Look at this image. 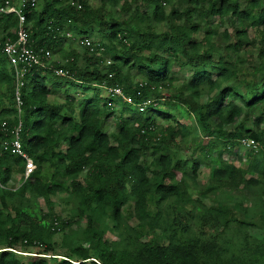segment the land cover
<instances>
[{
  "label": "trees",
  "instance_id": "trees-1",
  "mask_svg": "<svg viewBox=\"0 0 264 264\" xmlns=\"http://www.w3.org/2000/svg\"><path fill=\"white\" fill-rule=\"evenodd\" d=\"M102 1L94 9L86 0H42L39 9L29 0L22 4L28 44L41 57L42 67L24 75L19 117L11 67L1 50L6 38L13 39L17 20L13 14L0 15V264H21L17 253L7 250L18 246L52 251L54 234L63 240L79 237L87 246L70 247L63 241V259L34 257L25 264H264V3L247 0L240 9L235 0H182L189 7L165 14L160 4L165 0H141L140 14L135 5L131 16L115 21L103 4L116 6L121 0ZM149 5L150 16L145 12ZM119 9L130 8L122 1ZM194 10L196 20H191ZM227 15L238 26L223 50L237 54L254 46L248 71L246 60L230 63L219 54L214 57L217 48L211 38L217 33L207 18L220 24ZM148 17L166 25V31L155 32L145 23ZM92 27L101 40L83 45L89 53L83 66H76L73 52L62 64H45V52L58 48L63 30L83 40ZM245 27L254 29L257 42L247 37ZM201 29L196 41L193 35ZM220 37L227 41L230 36L224 29ZM100 55L110 59L104 71ZM123 66L135 72L137 82H128ZM174 66L189 72L178 87H173ZM65 86L79 87L86 95L76 103L65 95L59 102L57 92ZM99 87L118 89L131 104L119 96L102 98ZM159 89L173 92L161 97ZM147 100L137 114L134 106ZM115 116V132L105 133L104 122ZM176 117L193 118L202 138ZM156 119L169 124L158 127ZM18 122L20 150L34 170L10 190L7 183L22 175L24 165L1 144L9 142ZM241 139L258 147L248 148L244 167L222 161V152H230ZM179 143L190 151L188 159L178 156ZM203 159L211 168L207 182L198 187ZM217 192L230 203H203ZM243 192L252 195L241 199ZM58 195L72 204V220L49 213L50 197ZM38 198L47 213L35 203ZM128 206L136 221L132 227L122 220ZM81 219L83 228L69 229ZM102 220L113 224L117 242L103 238ZM237 246L248 259L225 257Z\"/></svg>",
  "mask_w": 264,
  "mask_h": 264
},
{
  "label": "rangeland",
  "instance_id": "rangeland-1",
  "mask_svg": "<svg viewBox=\"0 0 264 264\" xmlns=\"http://www.w3.org/2000/svg\"><path fill=\"white\" fill-rule=\"evenodd\" d=\"M8 1L10 2V5L18 7L21 4H23L26 0H8ZM29 1L35 4L36 9H39L42 6V0H29ZM122 1H125L128 4V6L130 8L128 12H123L122 10L119 9ZM235 2L239 5L240 9L246 8L247 0H235ZM86 3L89 5V7L94 9V8H97L100 5H102V3H104V2L102 0H86ZM263 3H264V0H261L260 1L261 6H263ZM160 4H161V6H163L165 14H168L172 10H175L177 12H181L183 9L189 7V5L186 4L182 0H165V2H161ZM135 5L139 6L137 14H140V10L142 9L141 0H121L116 4V6H110L106 3L103 4V6L106 8L109 16L112 17L115 21H121V20H124L127 17L131 16L130 14L135 10ZM151 10H152V5H149L145 9V12L150 16ZM190 16H191L190 17L191 20H196V10L191 12ZM145 23L148 26H150L151 28H153L155 32L166 31V25H164L163 23H155L150 19V17L146 18ZM207 24H208V26H210V28L214 27V29L216 30V33H217V35L215 37L211 38L213 44L217 48V53H214V57H216V54H219L222 57L224 56V59L229 61L230 63L235 62L236 58L246 60L247 62L244 63V67H245L244 69L246 71H248L249 66H250V63L248 62V60L249 61L251 60V58L249 57V54H252L254 56L256 53V50H254V46H252V48H246L242 52L240 51V53H237V54L226 52L223 50V48L228 43L233 42L232 35H233V30L238 26L237 21L233 17L227 15L226 17H224L222 19L220 24L218 23V19L208 17L207 18ZM244 26H246V25L244 24ZM202 29L193 35V38L196 41H198L200 39V37L202 35V31H203ZM224 29L226 30L227 34L230 36L227 41H222L221 37H220L221 31ZM245 29L247 32V37L249 39L252 38L253 41L257 42L258 36H256V32L254 31V29L248 28V27H245ZM59 35H61V37H64V40H62V42L59 43V46L56 50H54L50 54L49 53L47 54L48 56L45 60V64L55 63V62L62 64L65 62V59L63 57L65 55H67L68 53L73 52L74 54H77V56H78V59L76 61V66L77 67L83 66L85 59L87 57L86 54H89V53L85 52L83 45L89 44L91 46V45L96 44V42H98L99 40H101V34L94 27H92L89 36L83 40H80L78 37L73 36L72 33L65 31V30H63L61 32V34H59ZM144 55H146V54H144ZM100 59L102 60L100 67L104 71L107 69L108 62L110 63V59H109L108 55H100ZM172 70H173L174 74L176 73V75H177V79L175 80V84L173 85V87H178V86L187 82V80L189 78V72L188 71H186L185 69H178L176 66H174ZM122 72H123V74L126 75V78L128 79L129 83L137 82L139 79V77L135 74V72H133L132 69H129L126 66L122 67ZM241 76L242 75L239 74L238 79H240ZM99 88H101L100 90H101L102 98H106L108 95L107 89L104 87H99ZM80 91H81V89H79V87H73V86L62 87L57 92V96H58L57 101L62 102V100L64 99V96L69 95V96H73L75 98V103H76V101L81 100L84 97V95H86V94H82ZM63 92H65V93H63ZM172 92H173L172 89H159V93H160L161 97H166L168 94H170ZM199 99H200V102L205 101L204 93H202V95L200 96ZM156 102H158V100ZM111 107H113V109L116 111L118 109L117 105H115V104H112ZM134 110L137 114L142 113V112L137 111L135 108H134ZM176 118H177L176 120H178V122L180 124L190 126L193 134L198 135L200 139L202 138L201 133L199 132V128L195 124L193 118H190L187 120H182L178 117H176ZM115 121H116V116L109 118L104 122L105 133L110 134V133L115 132V130H116ZM155 123L157 124L158 127H165L169 124L168 122L162 121L160 119H156ZM225 129H227V128H225ZM218 149H220V148H218ZM256 149H252V150H256ZM247 150H248V148H246L244 146L242 147L240 145H236L231 149L230 152H228V153L222 152L220 159L222 161L227 162V163H232L234 165L244 167L243 161L246 158ZM176 152L178 153L179 157H182L184 159H186V158L188 159L189 156H191L190 151L185 147V145H182L181 143L178 144ZM212 155L214 156L215 153H213ZM193 157L199 158L198 156H193ZM237 159H241L242 161L240 162ZM190 161L191 160L188 161V166H190V164H191ZM210 168H211V166L209 164V161L207 159H203V161L200 163V166H199L198 171H197L196 182H197L198 187L203 186L205 184V182H207ZM22 175H13L12 179L7 183V188L10 190H14L17 186H19V184L23 180ZM27 178H29V177L27 176ZM66 185H67V183H65V186ZM223 195H224V193H221V192L211 194L209 196V200L205 199L203 201V203L205 205L209 206L210 204L215 202V199H217L218 201L223 199L227 203H230L227 200V197H225ZM251 195L252 194L249 195V193L243 192V193L239 194L238 196L241 199H246L249 196L251 197ZM65 198H66L65 195H58L56 197L51 196L50 197L51 210L49 211V213H52L54 216H57L60 220L70 221V220H72L70 218L74 214V212L71 210L72 204L69 201H67ZM242 202H243V206H248V202H246L245 200H242ZM35 203L38 205V207L44 213L48 212L45 204L43 203V201L40 198L36 199ZM254 217L251 219L252 221H255ZM122 220L124 221V224H126L129 227H132L136 224V221L132 217L131 208L129 206L127 207V210H125L123 212ZM84 224H85V220L81 219L78 221L77 224L73 223L69 229L72 231H75L76 227L83 228ZM99 227L104 229L103 238L105 240H107L108 242H117L118 237H117L116 232L113 229V224L111 222H105L102 220L99 222ZM253 232L257 233V234L259 233L257 230H253ZM249 233H250V231H249ZM80 239L81 238H79V237H70L67 240H63L60 234H54L50 239V242L53 244V250L48 252V253L41 251L42 250L41 247L25 248L22 246H18L14 249L17 252L16 256L21 261V264H25V262L28 258H34V257L56 258V260H60V259H63L64 256H66V249L64 248L63 241H65V244H68L70 247L86 248L87 244L84 243ZM1 250H3V249H0V251ZM230 256H234V257H238V258H244L245 260L248 259V255L243 254L241 251V247H238V246L235 247L234 249H231L230 251H228L226 253L225 257H230Z\"/></svg>",
  "mask_w": 264,
  "mask_h": 264
},
{
  "label": "built area",
  "instance_id": "built-area-1",
  "mask_svg": "<svg viewBox=\"0 0 264 264\" xmlns=\"http://www.w3.org/2000/svg\"><path fill=\"white\" fill-rule=\"evenodd\" d=\"M21 6L15 7L10 5V2L8 0H5V2L1 5L0 4V15L1 14H13L16 17L17 24L16 28L13 31V39L10 40L6 38L4 42L2 43V53L6 56L9 65L11 67V73H12V80L14 84V102H15V110H16V116L19 117L21 114L20 112V100H19V94L20 90L23 86V78L24 75L27 74L32 67L40 66L42 67L41 57L34 51H32L28 44V35L24 28V16L21 12ZM48 53L45 52V59L47 58ZM53 73L57 76H66V73L61 70H54ZM108 96H119L123 102L130 105V101L125 99L120 91L118 89H107ZM149 103V100L146 102H142V104L134 106V108L142 112L145 105ZM109 106V104H108ZM19 130H20V123L18 122L15 127H13L9 134L10 139L9 142H3L1 144L2 149H7V147L10 149V152L18 157H20L23 160V180L27 179V176H29L33 170L34 165L31 162V160L21 152L20 146H19ZM239 145L244 146L246 148L250 149H256V143L251 139H241L239 140ZM8 251H11L13 253H17L15 250L7 249Z\"/></svg>",
  "mask_w": 264,
  "mask_h": 264
}]
</instances>
